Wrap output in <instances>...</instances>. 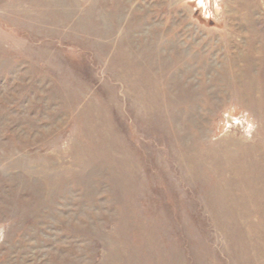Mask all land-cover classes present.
<instances>
[{
	"label": "rangeland",
	"instance_id": "rangeland-1",
	"mask_svg": "<svg viewBox=\"0 0 264 264\" xmlns=\"http://www.w3.org/2000/svg\"><path fill=\"white\" fill-rule=\"evenodd\" d=\"M0 264H264V0H0Z\"/></svg>",
	"mask_w": 264,
	"mask_h": 264
}]
</instances>
